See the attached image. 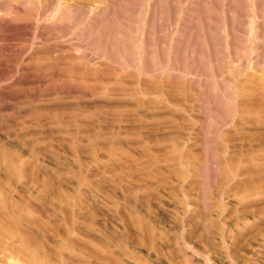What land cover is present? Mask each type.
I'll use <instances>...</instances> for the list:
<instances>
[{"label":"rangeland","instance_id":"1","mask_svg":"<svg viewBox=\"0 0 264 264\" xmlns=\"http://www.w3.org/2000/svg\"><path fill=\"white\" fill-rule=\"evenodd\" d=\"M17 1L0 264H264V0Z\"/></svg>","mask_w":264,"mask_h":264},{"label":"bare ground","instance_id":"2","mask_svg":"<svg viewBox=\"0 0 264 264\" xmlns=\"http://www.w3.org/2000/svg\"><path fill=\"white\" fill-rule=\"evenodd\" d=\"M0 1H1V0H0ZM5 1H7V0H5ZM18 1H20V0H18ZM18 1H17V2H18ZM26 1H27V0H26ZM26 1L22 0V1L20 2V4H21V3H28V2H30V3H32L31 5H34V4L36 3L35 1H37V0H28V2H26ZM38 1L40 2V3L38 2V4H40V7H41L42 2H41L40 0H38ZM47 1H48V0H47ZM47 1H46V2H47ZM49 1H52V0H49ZM49 1H48V2H49ZM11 2H14V1H11ZM17 2H15V3H17ZM44 2H45V0H44ZM7 3H8V2H7ZM15 3H14V5H15ZM30 3H29V4H30ZM33 3H34V4H33ZM53 3H54V2H53ZM56 3H58V2H55V4H56ZM20 4H19V5H20ZM29 4H28V6H29ZM36 4H37V3H36ZM43 4H47V3H43ZM9 5H11V7H12L13 9L15 8V7H13V4H12V3L9 4ZM19 5H18V6H19ZM21 5H22V4H21ZM48 5H49V4H48ZM52 5H54V4H52ZM52 5H51V6H52ZM16 6H17V5H16ZM23 6H24V5H23ZM23 6H21V7H23ZM28 6H27V7H28ZM49 6H50V5H49ZM67 6H68V5H67ZM70 6H72V5H70ZM19 7H20V6H19ZM43 7H46V6H45V5H42V8H43ZM16 8H17V7H16ZM16 8H15V10L18 9V8H17V9H16ZM23 8H24V7H23ZM68 8H69V7H68ZM72 8H74V7L72 6ZM72 8H71V9H72ZM26 9H27V8H26ZM40 9H41V8H40ZM11 10H12V9H11ZM18 10H19V9H18ZM1 11H2V10H1ZM2 13H3V14H6V12H5V13L2 12ZM12 13H14V11H13ZM43 13H44V12H43ZM43 13H42V17H43ZM3 14H2V19H3V17H4ZM14 14L16 15V13H14ZM14 14H13V15H14ZM15 15H14V16H15ZM39 15H41V14H39ZM7 16H8V13H7ZM8 17H9V16H8ZM42 17H41V20H43ZM0 18H1V16H0ZM16 18H17V17H16ZM36 18H37V16H36ZM39 18H40V17H39ZM39 18H38V19H39ZM2 19H1V20H2ZM17 19H18V18H17ZM1 20H0V21H1ZM11 20H12V19H10V21H11ZM36 20H37V19H36ZM4 21H5V20H4ZM6 21H8V20H6ZM10 21H9V22H10ZM6 23H7V22H6ZM10 23H11V22H10ZM38 23H39V22H38ZM0 24H1V23H0ZM32 51H33V50H32ZM0 229H2V228H0ZM12 244H13V243H6L2 248H0V256H1V255H4V254H5V250H6L9 246H11ZM29 256H30V257H27V258H29V259H30L31 257L34 258V256H31V255H29ZM27 258H26V259H27ZM29 259H28V260H29ZM32 260H33V259H32ZM34 260H35V259H34ZM34 260H33L32 262H31V260H29V261H28V264H32L33 262H35ZM37 262H38V261H37ZM0 263H1V259H0ZM33 264H35V263H33ZM36 264H37V263H36Z\"/></svg>","mask_w":264,"mask_h":264}]
</instances>
